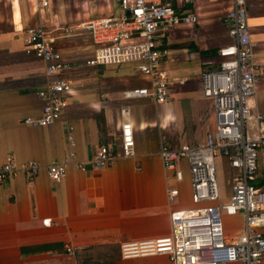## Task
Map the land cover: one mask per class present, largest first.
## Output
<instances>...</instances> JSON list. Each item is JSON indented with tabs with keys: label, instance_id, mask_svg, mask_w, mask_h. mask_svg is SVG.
I'll return each instance as SVG.
<instances>
[{
	"label": "crops",
	"instance_id": "1",
	"mask_svg": "<svg viewBox=\"0 0 264 264\" xmlns=\"http://www.w3.org/2000/svg\"><path fill=\"white\" fill-rule=\"evenodd\" d=\"M177 15L193 13L196 22L161 30L159 68L167 76L166 100L125 99L122 91L148 79L134 63L86 65L96 48L85 21L120 17L118 0H0V166L10 158L13 176L0 183V264H171L165 256L121 259L119 245L170 233L168 184L157 151L203 141L211 127L210 104L202 97L200 76L218 68L220 47L228 44L223 21L228 0H159ZM252 56L259 68L250 123L264 113V0H244ZM40 26L69 67L71 83L58 120L33 127L42 101L37 91L50 78L44 64L23 45L24 30ZM120 109L125 114H120ZM211 118V120H210ZM132 127L134 154L92 169L94 150L119 141L122 121ZM66 159L65 176L51 181L47 166ZM35 161L28 176L25 164ZM253 183L264 181L258 157ZM77 164H83L79 169ZM240 219V218H239ZM264 232V230H263ZM73 249L65 254L64 247Z\"/></svg>",
	"mask_w": 264,
	"mask_h": 264
},
{
	"label": "built area",
	"instance_id": "2",
	"mask_svg": "<svg viewBox=\"0 0 264 264\" xmlns=\"http://www.w3.org/2000/svg\"><path fill=\"white\" fill-rule=\"evenodd\" d=\"M45 7L48 0H35ZM230 7L223 21L228 25L230 42L217 51L218 68L200 76L202 97L210 104L212 126L203 141L177 147L160 144L157 151L167 173L165 199L177 204L179 184L187 178L185 205L168 213L170 233L166 236L119 245L121 259L165 256L171 264H264V181H253L257 159H264V113L255 112L250 123V99L254 96L259 68L252 56V42L244 0H228ZM122 15L85 21L80 28L90 34L96 45L86 65H117L134 63L137 72L148 79L143 87L122 91L125 99L146 97L155 104L166 100V73L159 68L161 30L177 25H191L196 15H177L169 4L159 0H118ZM23 45L27 52L41 60L44 73L50 79L37 91L42 101L36 117L24 123L33 127L48 126L58 120L71 90L63 76L69 65L62 58L52 38L40 26L24 30ZM120 114H125L120 109ZM249 121V130L246 125ZM119 153L134 154L130 122H121L119 141L115 145L98 146L91 157L92 169H101ZM224 163L229 189L225 201L219 199L216 163ZM67 160L47 166L51 181H60L66 173ZM84 169L83 164H77ZM35 161L25 164L28 176L37 173ZM16 167L10 158L0 166V183L13 176ZM239 217L241 231L230 236L224 229V219ZM71 256L73 249L64 247Z\"/></svg>",
	"mask_w": 264,
	"mask_h": 264
},
{
	"label": "rangeland",
	"instance_id": "3",
	"mask_svg": "<svg viewBox=\"0 0 264 264\" xmlns=\"http://www.w3.org/2000/svg\"><path fill=\"white\" fill-rule=\"evenodd\" d=\"M122 64V63H121ZM210 117L212 118V113L210 111ZM210 118V120H211ZM213 122V121H212ZM247 128L249 130V121H246ZM212 126V124H211ZM216 178H217V188L220 192V197L219 199L221 201L226 200V196L228 193L229 189V183H228V173L226 171L224 163H216ZM170 182H168L169 184ZM171 184V183H170ZM177 187L179 189V195L177 197V204L174 205V207H179V205H185L186 204V199H187V190H188V185H187V178L184 177L183 180L177 184ZM223 227L225 231L230 235H236L241 231V223L239 221V217H233V218H226L224 219V224Z\"/></svg>",
	"mask_w": 264,
	"mask_h": 264
}]
</instances>
